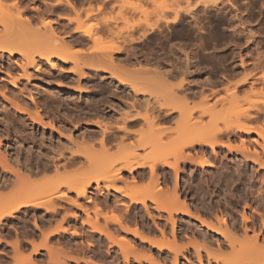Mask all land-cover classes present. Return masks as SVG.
<instances>
[{"label":"rangeland","instance_id":"rangeland-1","mask_svg":"<svg viewBox=\"0 0 264 264\" xmlns=\"http://www.w3.org/2000/svg\"><path fill=\"white\" fill-rule=\"evenodd\" d=\"M84 1L85 3L83 4L84 6L82 7H79V5L81 4L80 2H83V0L74 1L76 5L75 8H77V11H79V13L81 14L80 20L82 19L81 21L89 23L91 21V18L86 13L87 12L89 13V10H90V13L93 12V14L97 15L99 12L97 8L99 6L100 7L102 6L103 7L102 9H104L103 15L101 16L99 15L100 19L98 18L96 19L99 22L102 21L100 22V24L102 28H105V29L107 26L103 23V20H102L104 19L105 15L116 16L119 12H123L121 10L122 8H124L125 13L128 12L126 13V18L131 22L132 21L136 22L139 19L145 18L144 15H142L140 12H137L135 10L137 12L136 13L134 11V8L131 6V2L132 4L133 3L137 4L138 2L137 0H124L125 2V3L123 2L124 4L122 3L121 0H104V2L103 0H98V1L97 0H84ZM129 1H131L130 6L129 4H126V2L129 3ZM140 1H142L143 5L142 3L140 4ZM140 1L138 3L139 8L140 9L148 8V10H150L149 12L151 15L149 16V18L151 19L150 21L152 22L157 21L158 15L165 16V17L168 16V19L170 18L169 20H171L174 16V13H173L174 10L180 8L178 6H181L180 9L183 10V12L184 10L186 12L188 10L190 11V9L193 10L192 6H194L196 13H198L197 12L198 10L199 11H201V9L203 10H202V13L199 12L200 14L199 13L197 14L198 16L195 15L197 17L195 19L201 18L199 21L197 20L198 23H196V20L194 21L190 19V17H185L187 16L186 12H184L185 13L184 15V13L180 11L181 13H183L182 15L183 22L179 23L180 25H175L174 23H171V22H169L170 24L166 23L167 24L166 25L164 21L163 22L161 21L159 22L158 28H149V27H146V25L135 27V28L127 27L126 25H124L125 23L123 22V20L119 19L117 20V22L115 21L113 23L111 22L113 25L110 24V31L111 29H113L115 33L113 31H111L110 33V31L104 29V31L106 32L102 30L103 35L101 34V37H99L100 35H98L97 40L100 38L99 43H97L98 41L93 42L91 39L87 38L84 41L85 44L84 42H82V45H80L81 43L80 42L78 43V40H80L78 39V37L82 36L81 32L80 33L78 32L77 33L78 35L72 32V30L74 31V28L75 29L77 28V22L70 23L69 19H67V17L72 18V19L76 18L77 14L69 6L67 8L68 10L65 8H56V6H60L61 3L62 5L63 4L66 5L67 0H61V3L58 1H54V0H0V22H1L0 29H2L4 26L8 27L6 25V22H7L6 19L8 18L7 16L9 14H11L13 16L11 17L14 19L17 15H20L19 17L21 18L23 17L22 19H24L25 17L26 18L28 17L30 20H32L30 24L34 26V28H40V29L48 28L44 24L45 22L50 21L52 22L51 28L58 27L57 30L59 31L62 41L64 42V39H66L65 40L66 42L62 43V45L65 44L67 46H71L68 48L69 51L67 50L69 53L70 52L73 53L77 49L86 51L84 52L86 54V55L84 54L86 56V58L84 57V60L86 59L85 61H87V57L89 56L91 57V55L89 54L93 52L94 53L92 55L99 54L100 49H102L101 52L103 51L109 52V50L111 49L110 47H112L113 49H116V50H113V49L111 50V53L115 57L114 58L115 63L119 62L117 63L118 66L115 64L117 68L113 70V72L115 71L117 74V75H114L115 77L109 73L103 72V70L98 69L100 71L99 72L98 70L94 69L95 70L94 71L91 66L88 67V65L91 63V61L89 60L83 66V74L81 76L78 72L77 74L75 73V71L74 72L72 71L71 68L74 67L72 62L63 64L57 58H53V61L56 64H59L60 66L62 65L61 67L65 66L66 69L65 67L63 69L59 67L60 69L59 68L57 69H59L60 71L57 69L52 70L51 66H48L49 64H47V62H42V65L44 66L42 70L45 68H46L45 70L47 69L49 70L47 71L43 70L41 71L42 73L40 72L38 73L34 71L35 72L34 73L33 68H30L29 73L30 74L32 73L31 75L33 78H31L30 80H28L29 82H27L26 78H21L20 74L22 73V71L20 69L17 68L18 70L16 69V70L9 71L12 68L9 66H12L11 64H13V62L15 65V61H18V62L23 61L21 56L17 55L13 58L12 61H10L9 60L10 57L8 56L7 53H0V83L4 84L2 86H4L3 88L5 90L7 89V92L9 93L10 97L12 96L11 99L13 100L15 99L14 102H12V100L8 101L4 99L2 95L0 94V129L1 130L3 129L2 130L3 132L0 131V139L2 140L1 150L2 152H4L6 149H8V154H10V159L13 164L11 168L14 166L13 169H15V171L20 168L22 172V173L19 172L21 173L19 174L20 178L17 176L18 177L17 179H15L16 175H12L13 184L10 185L12 187L8 188L9 187L8 186L7 188H2L5 190L4 191L0 190L1 193L3 194H10L11 192L15 193V189L18 188V185H21V181H20V184H18L19 183L18 179L21 180L23 178L22 174L24 175V177L29 175L23 169L24 163L25 165L26 163H29L31 166L33 165L34 159L36 160V156L37 157H41V156L48 157L49 155L51 157L57 154V149L58 151H60L58 147L60 143L63 144V147L65 146L66 148L64 149L66 152V156L67 155L68 157L70 156L69 150H68L69 146L64 144L63 141H58L60 140L58 136H61L60 135L61 131H62L61 132L62 134L64 133L63 136L65 135L66 137L71 136L72 134L74 141H76L78 145L84 144L85 141H86L85 144L87 143V145H92L93 148L90 152V156L92 159L94 158L93 160L96 162V165L98 164L99 166V163L103 164L107 162L106 160L108 159H109L108 161L112 159L113 161H116L117 163H115L114 165L115 166L117 165V166L116 167L114 166L115 167L114 169H117V167L119 168L124 164L122 160H124L125 157L126 158L129 157L131 154L137 155V153H135L136 151L139 153L137 156L143 157L141 159L147 158L146 155L150 153L149 152L150 150L149 148H147L148 146L144 149L140 148L139 142L147 141V140L151 141V139H145V137L151 138L154 135L152 134L151 136L150 133L152 132L155 133L156 131L158 132L160 130L159 133L163 135L164 145L163 144L162 145L164 146V148H167L168 145L171 146V143H173L172 141L175 138H177L179 135L177 130L180 129V132H181L182 129H184V127H186L188 123L186 122V119H182V117L179 115L180 113L178 112L175 113L173 117L174 119L172 118L170 120H166L165 122L157 121V118L155 119V116L161 113L162 111L161 105L163 104L164 105L171 104L172 106H178L179 108H182L187 114H188L187 111L191 113L193 112L192 114L195 113V117L193 116L195 119H192L191 121L193 122V120L194 121L196 120L198 126L200 127H203L206 124H207L206 126L208 127V125L211 122L210 120H212L214 117L213 123L211 122V125H210L212 127L216 125L218 127H223L225 125H231V124H235L238 121H241L246 126H251V127H256V128L260 127L264 129V112L257 119L250 120L246 117L247 114L249 113L257 114L258 110L264 108V0H236V1L232 0V3H230V5L232 4L231 6H228V7L224 6L221 8L222 11L220 9V12H217L218 14L213 12L212 15L210 13L208 14L207 12L205 14V10L202 7V6L206 7L210 5L213 2L212 0H207L209 4H206L205 3L206 1L204 0H166L167 4L164 0H159V2L158 0H153L156 4H153L152 3L153 1H151L152 3L151 4L149 2L150 0L148 1L140 0ZM91 2H92V5H90V8H89V3ZM163 2H165V5ZM13 3L16 4L15 7H13ZM189 5L191 6L189 7ZM122 6H125V7H122ZM162 6L163 7L166 6V8H163ZM195 7L198 9L196 10ZM162 8H163V11L161 13ZM62 9H64L62 11L63 13L61 12ZM158 9H160V11ZM164 9H167V10L164 11ZM225 9L228 13L225 11ZM223 11L225 12L223 13ZM163 13L166 15H164ZM214 14H217V15L215 16ZM18 18L16 17V21L19 20ZM10 19L11 18L8 19V22L11 21ZM19 22H22V21H18V23L17 22L16 23L21 25L22 23L20 24ZM200 22H201L200 24L201 27L202 26L204 27L202 28L200 27L199 25ZM214 23H215L216 28H214ZM14 24L15 23H13V25ZM17 24H16V27H17ZM84 29H87V28H82V30ZM90 29L91 30L94 29L93 30L94 32L97 30L96 27L90 28ZM87 30H89V28ZM63 31L66 33L64 34ZM68 32H70L71 34ZM67 34L68 35L70 34L69 35L70 37L67 36ZM108 47L110 49H108ZM122 65L124 66L122 67ZM102 69H107V68H102ZM139 69L142 70V72ZM146 70L149 72H147ZM238 70H240V72ZM122 71H125V72H122ZM233 71H235L236 73L238 72L239 73L236 74ZM6 72H11V75L13 74L11 77L13 78H16L18 76H19L18 78H21L22 82L19 83V87H18L19 89L14 88L12 84L10 83V81H8L9 79L11 80V77H8ZM137 72H139V74ZM160 72L164 73L162 74L163 76L161 75ZM165 72H169L167 74L168 76H166ZM140 73H143V75ZM147 73L148 75H146ZM117 76H119V79L116 78ZM141 76H143L144 78H142ZM147 76L148 77L151 76V79H150L151 81L155 82V80L157 79L158 80L155 83L151 82L149 81V78ZM163 77H165L164 80L162 79ZM120 78L127 79V80L129 79L131 81L132 80L135 81L136 79L144 81V82H141L139 85L141 89H143L142 92L136 94L135 91L132 90L129 83L125 81L121 82ZM50 79L51 81H49ZM138 80H136V82H138ZM241 80L242 81L247 80V82H245L244 85L240 87L239 86L236 87L237 85L235 84L237 82H240ZM79 88L82 91H80ZM13 89H16V91H20V93L18 92L17 94L16 91L15 92L13 91L11 94V91ZM184 94H186V96ZM31 95L36 100L31 99ZM47 95L49 96L52 95V96L49 97ZM18 97L19 98L21 97V99L18 100L19 99ZM48 97L50 100L47 99ZM34 101L35 102L37 101L38 105ZM13 103H17L18 105L20 104L19 106L18 105L17 106H18V109L20 107V109L22 110L18 111V109L15 108L16 104H14L15 105L14 106L12 105ZM67 103L69 104L66 105ZM48 104L50 105V107H48ZM38 106H40L42 109L44 108V111H42L41 113H43L45 117L44 123L46 122V124L51 123L56 116H60V117H64V119L66 120L65 122L68 126L69 124L70 126H72L74 122V123L84 124V127L82 130H79V131L78 130L69 131L68 129L59 127L61 124L58 125L56 123L58 126V130L62 129L61 131L57 130L59 134H57L56 132L54 133V135H51L50 132L49 133L46 132L45 134L46 136L45 135L43 136L42 132H40L42 131L41 129L42 127L39 126V123H36L35 121H33L29 116H27L28 114H25L23 112H22L23 114L21 113V111L23 110H26L28 112H31V111L36 112V109ZM210 108L212 110H210ZM203 112H205L206 114H204ZM51 113L52 115H50ZM23 115L26 117L25 119H22ZM68 115H70V117ZM147 115H149V117L150 116L151 117L153 116V117L152 118L150 117L148 121ZM134 116L139 118L137 123L136 122L129 123L128 121H126L128 123H123V121L125 122V120L128 118L129 119H131V117L136 118ZM144 116L146 120L145 118L143 119ZM22 120H24V122ZM99 122H101L100 126L107 127L108 125L109 129H113L112 131H116L118 130V128L124 127V126H125V129L127 130V131L126 130L116 131V134L118 136L120 134L119 137H122V138L119 139V137H117L118 139H115L114 141H112V143L111 142L109 143L108 145L109 147L107 151L103 150L104 151L103 153H106L107 157L103 155L102 152L100 156H97L100 153V151H102V148H104V147H101V143L96 140V139L99 140V138L100 139L102 138L100 128L98 127L92 128L91 126H89V124H93V123L95 124ZM179 123L183 124V125L180 124L181 125L180 128L178 127L179 125H177ZM86 127L89 128V131ZM84 129L85 131H83ZM86 131H88L89 133L91 131L90 134L91 135L93 134L94 137L93 136L92 137L94 139L90 138L88 140V138L86 137V133L88 132ZM148 131H150V133ZM40 133L42 134V136ZM145 133H147L146 136H145ZM83 134L85 135L83 136ZM154 136H157V135H154ZM79 137L80 138L83 137L84 139L83 138L80 139ZM140 137H142V139ZM245 137L246 138L250 137V139L253 142V145H251V147L252 149L254 148L255 149L252 150V152L258 151V153L259 152L264 153L263 147H262L264 145L263 143L264 139L259 138L257 135L245 136ZM82 139L84 141H82ZM120 140L122 141L120 142ZM115 141L117 143H115ZM226 141H227L226 138L222 139V142H226ZM57 142L58 143L60 142V143L58 144ZM240 142H241L240 139L237 138L234 141L233 145L235 146L240 145L241 144ZM260 144H262V146ZM52 147H54L55 149H53ZM96 149H97V152L99 151L98 154H96L97 153ZM237 150L230 151L225 148H218V153L221 156V157L219 156V160H220L219 163L216 162V159L213 153H210V159L215 163L216 165L215 167L213 166V167L201 168L197 165L196 162L182 161V160H180L178 163L177 172H175V170L172 168L161 166L160 173L162 172L161 173L162 189L159 194V198L161 200H164V199L168 200V196L170 197L173 194V198H174L176 195H178L180 196L182 200L184 199L189 202L193 213L198 214V215L200 214V216L204 217L208 221L209 219L212 222L214 220L217 221L215 217L220 216V213L223 212L228 215L230 214V215L237 217L238 221L241 222L242 214L244 212L249 213V210L246 209V205L253 204L252 201H250V198L252 197L250 191L257 192L260 190V184L258 183L257 180L261 176L259 174V171L261 169L258 168V166H255L257 168L253 169L249 167L248 165L247 166L243 165L242 166L243 168L239 167V170H238L237 168L238 162L241 160L240 158H243V154L239 150L238 151ZM126 152L129 156L126 154ZM128 152L129 153L132 152V153L129 154ZM263 153L261 155H264ZM16 154L19 156V158ZM16 156H17V159H20L18 161L20 162L22 161L20 163V166L21 164H23L22 167H19L15 163H13V160H17ZM117 156L118 158L120 156V160L122 161V163L118 158L117 159L115 158ZM148 156H150V154ZM200 156L201 155H197L195 157L194 155V158H197ZM173 157L174 156L171 155L168 157V159L173 162L175 160V158ZM86 159L87 158L84 157L81 159L82 161H80V163L78 162L77 164L75 163L74 165L61 169L60 172L62 173L66 169L65 170L66 172H69L72 174L74 173L76 168H79L81 166L83 167L86 166L88 168V166L90 167L91 162L88 159L86 161ZM28 160L29 162H26ZM63 161L64 160L62 159L61 162ZM73 166L74 168H71ZM241 169H242V172H241ZM1 170L2 168L0 167V173H1ZM142 170L145 172L146 176L141 177V178L137 177L138 181L134 180L130 173L124 172V176H125L124 181L122 180L120 182L119 180L117 182H113V184L120 185V187L125 189V191H131L134 188H136L137 191L139 190V191H142V193H145L147 191L146 189L149 186L152 187L153 183L152 181H150L151 179L148 177L150 176L148 168L140 169L138 170V172H135L134 175L138 176V173H140V171ZM70 171H73V172H70ZM261 171L262 173L264 172L263 170ZM91 173L92 175H96L95 172H91ZM163 173L165 176L163 175ZM56 174H57L56 170L53 171L52 169V171L49 170V172H45V175L44 174L42 175V173L41 175L40 173H37V175L30 174L29 179L30 181L31 180L33 181V179H31L32 176L36 178V180L34 179L35 181H33V184L36 183L34 185L35 187L38 184L37 181L42 182L44 180L45 182H47L50 180L49 177L50 178L52 177L53 179L51 178V180H54V177L56 176ZM55 178H57V176ZM29 179H28V182H29ZM33 184L28 185V186H33ZM104 184L105 183H102L101 185H104ZM34 187H31V188L33 189ZM42 189L43 187L41 188V190ZM96 189H97L96 185H94L92 190L93 192L95 191L96 193L94 192L93 194H90L93 196V198L94 196L96 197L97 195H99L98 196L99 198H97L96 202L87 203L83 199H79V201L80 203L82 202V205L85 204L84 206H86V208L89 209L90 219L92 221H97L99 226L104 227L108 219L111 220L112 218L117 217L118 215L121 217L125 216V218H127L126 221H128V226L130 225L129 228L132 229L135 227L136 223L137 224L139 223L140 226L144 227V231L146 230L147 232L149 231L148 233L149 235L152 234L153 237H157V238L160 237L161 235L158 234L159 233L158 231H156L157 229H156V226L154 227V224L156 223L160 224L161 227L164 225L163 227L166 229L167 231L166 233L168 234V240H170V238L172 240L171 233H172L173 224H171L172 222L169 223L170 220H167L168 218L167 213H159L154 208V204H152L151 202H148V208L146 207L148 210L145 208V206L141 204L140 205L134 204L133 206H131L132 204L129 202V199L127 200V198H123V196H121L120 194H118L117 197H114L113 192L111 193V191H107L108 189L104 188L102 191V195H101L99 194V190L98 189L96 190ZM69 195L72 196V198L77 197L75 196L76 194L74 193H70ZM105 199L107 200V202L105 201ZM119 199H121V202ZM102 202L104 203L102 204ZM105 202H106V206L104 205ZM59 203L61 204L62 202H59ZM63 203H64L63 205H65L64 210L66 209V212L63 209H61L59 211V214L61 213L62 216L64 215L63 217H65V215L67 214L68 216L65 217L67 218V220L59 216V214H57L56 216L57 218L55 217V219L53 218L50 221L51 223L48 221L47 223L45 222V220H43L44 219L42 218L43 216H41L42 212L43 213L45 212V210H42V209H40L38 212L31 211L29 213H24V214L21 213L20 215H17L19 216L18 218L17 217L8 218V220L5 223V229H4L5 234L3 232L4 235L2 234L0 236V237H5V240H3L4 242L0 241L1 242L0 243V250H1L0 251V264H30V263L32 264L34 263L36 264H59L51 260V257L49 256V255H52L54 257L56 255V257H58L57 254H59V257H60V258L58 257V259L62 260L63 258V261L66 262L65 264H126V263L127 264H152V262L150 261L151 262L150 263L149 260L146 258V256L150 252L156 253L157 249L153 248L150 244L148 243L141 244L140 239L135 238L129 232H125V231L123 232V230L119 229V227H117V225L113 223H112L113 225L111 224L113 226V227L111 226V231L113 234L112 236H114L115 234L114 238L115 239L117 238V239L116 241L115 239L111 241L110 239L106 238L105 235H102V234L100 235V233L94 232L93 229H91L92 227L86 224L88 215L84 211H82L81 209H78L76 206L66 204L65 202ZM107 204H109V206ZM257 204L259 203L256 202L255 204H253L254 207L256 206V209L258 208ZM95 205L96 206L99 205L97 207L99 208V211L97 212L98 214L95 213L96 212ZM125 205H128L129 208L131 207L130 212H126ZM123 209L125 211H123ZM147 211H149V213ZM74 213H76L78 218H73L75 215ZM149 214H151L152 217L153 216L155 217L154 224H153L154 222L153 218L149 216ZM29 215H31V217ZM174 215H175L174 219L176 222L175 229H176V234L178 235L177 236L178 246L180 245L179 247H181L183 251H185L184 256L185 257L187 256L186 258H188V261H187L186 258L180 254L179 255L180 264H200L198 262L197 257L195 256H196L198 247H199L200 253L202 252L203 255H206L205 252L203 253L205 248H203L202 242H204V240L200 236V233L204 231L205 229L207 230V228L203 227L196 219H194L193 216L182 215L179 213H176ZM41 218H42V223L43 222L45 223L43 224L41 223V220H40ZM19 219L20 220L22 219V220L20 221ZM27 219L30 222L27 221ZM35 219L39 223L38 224L39 228H42V229L38 230V227L36 226V224H34V222H36ZM214 223L217 224V222H214ZM60 224L67 228L69 227V229L71 230L73 229L74 230L76 229L75 231L79 230L80 232L78 231L77 233L79 234V236L77 234L71 233L70 232L71 230H70L66 232V234L62 233L63 235H60V237L59 235L58 237L52 236L51 238L46 240L45 232L48 229H54L57 227L59 228L61 226ZM18 226L20 227L22 226L23 228H20ZM27 227H30V228H27ZM116 228L118 229L116 230ZM14 229L17 230L16 233ZM22 229L24 231L29 230V232L21 231ZM151 229L152 231H155V232H150ZM41 230H43L42 233L40 232ZM7 231L11 233L8 234ZM30 231H32V233L33 231L34 232L36 231V232L31 234ZM154 233L156 235H154ZM19 234L22 237L21 236L19 237ZM250 235H252V233H250ZM27 237L29 240L26 239ZM122 237L125 238L123 240L130 241L131 243H133L134 246L136 245L135 247L138 248L137 254L140 257L141 262H139V260L134 258L133 256L134 254L130 255L129 262H125V258H123L124 254L121 248H119V246L116 245L115 243L117 242V240H119ZM200 237L202 239H200ZM16 238L21 239V242L25 238L29 242L28 243L27 241L25 242L23 241L25 246L21 245L20 250H18L19 254L16 253L17 250L14 249V246L12 247L11 246L12 244L10 245V243H14ZM32 238L34 241H31ZM58 238H59V241H57ZM51 239L52 240L54 239V240L52 241ZM45 240L48 241L47 243L51 244V245L50 244L48 245L49 247L51 246L52 248L50 252L44 249V247H46L47 245L45 244L46 243ZM66 240L68 241L70 240V241L66 242ZM30 241L31 243H35V244H31ZM65 243L66 244L71 243V246L74 244L75 245L72 246V249H71V246L69 248V245H66ZM35 246H40V248L43 247L40 250L41 251L40 254H33ZM19 251L22 252L24 256L23 254L21 255ZM226 253H228V256L230 257L233 251L232 249L229 248L228 252ZM30 254H32L31 257H30ZM144 254H146V256H144ZM18 255H21L23 257L18 256ZM67 255H70V256H67ZM164 255L168 256V259H169L168 264H170L173 254L165 249V253L163 254V257ZM17 256L19 257L18 259L20 260L16 258ZM223 256L228 258L227 254L226 255L223 254ZM24 257L27 258L28 260L23 259ZM144 257L146 260L142 259ZM31 260L32 262H30ZM47 260L53 261V263L48 262ZM205 260L207 262L205 264H209L207 261V257H205Z\"/></svg>","mask_w":264,"mask_h":264},{"label":"bare ground","instance_id":"bare-ground-1","mask_svg":"<svg viewBox=\"0 0 264 264\" xmlns=\"http://www.w3.org/2000/svg\"><path fill=\"white\" fill-rule=\"evenodd\" d=\"M56 1H58V2H60L61 3V0H56ZM74 1L75 0H67V3H66V5L67 6H69L70 8H72L74 11H75V13L77 14L76 15V18H68L67 17V19H69V22L71 23V22H77V28L75 29L74 28V31L72 30V32L73 33H75V34H77L78 32L80 33L81 32V34H82V36H77L78 37V39H80V40H78V43L80 42L81 44L80 45H82V42H84L87 38H89V39H91L93 42H96V41H98L97 43H99V39L97 40V38H98V35H100L99 37H101V34H102V32L104 31V29L105 28H102V26H101V24H100V22H102V21H98L96 18H98V19H100L99 17L101 16V15H103V10L104 9H102L103 7L101 6H99L97 9H98V14L96 15V14H93V12L92 13H90V10H89V13L87 12L86 14H88V16L91 18V21L88 23V22H83V21H81L80 20V16H81V14L79 13V11H77V8H75V3H74ZM98 1V0H97ZM122 1V3L124 2V0H121ZM138 2H137V4H135V3H133L132 4V2L131 1H129V3L128 2H126V4H129V6H130V2H131V6L134 8V11L136 10L137 12H140L142 15H144V19H139V20H137L136 22L135 21H129L127 18H126V13H128V12H124V8H122L121 10L123 11V12H119L116 16H114V15H105V17H104V19H102L103 20V23L107 26L106 27V29L105 30H108V31H110V24H112L114 21L115 22H117V20H119V19H121V20H123V22L125 23L124 25H126L127 27H133V28H135V27H140V26H144V25H146V27H149V28H158L159 27V22H165V24L167 23H169V22H171V23H174L175 25H180L179 23H181V22H183V20H182V18H183V13L184 12H186L185 10H184V12H183V10H181L180 8H181V6H178V7H180V8H178V9H180V10H178V9H176V10H174V16H173V18L171 19V20H169L168 19V16L167 17H165V16H161V15H158L157 17H158V19H157V21H155V22H152V21H150L151 19L149 18V16L151 15L150 14V10H148V8H139V1L140 0H137ZM145 1V0H144ZM146 1H148V0H146ZM151 1H153V0H150L149 2L151 3ZM165 2H166V4H167V1L166 0H164ZM204 1H206L205 3L206 4H209V2H207V0H204ZM213 1V2H212ZM212 1H210V2H212L210 5H208V6H206V7H204V6H202L203 8H204V10H205V14H206V12L209 14H211L212 15V13L214 12V13H217V12H220V9L222 8V7H228V6H231L230 5V3H232V0H231V2H230V0H216V1H214V0H212ZM236 1V0H235ZM88 2V1H87ZM90 2V1H89ZM103 2H104V0H103ZM158 2H159V0H158ZM165 2H163L164 3V5H165ZM195 2H197V1H195ZM82 3V2H81ZM94 3V2H93ZM96 3V2H95ZM125 3V2H124ZM123 3V4H124ZM142 3V1H140V4ZM153 4H156L154 1L152 2ZM151 3V4H152ZM147 4V3H146ZM162 4V3H161ZM202 4V3H201ZM16 5V4H15ZM61 5H62V3H61ZM60 5V6H61ZM64 5V4H63ZM90 5H92V2L91 3H89V8H90ZM94 5V4H93ZM142 5H143V3H142ZM163 5V4H162ZM65 6V5H64ZM66 6V7H67ZM81 6V5H80ZM84 6V5H83ZM86 6V5H85ZM126 6V5H125ZM125 6H122V7H125ZM159 6V5H158ZM191 5H189V7H190ZM127 7V6H126ZM136 7V8H135ZM163 7V6H162ZM188 7V6H187ZM193 7V8H192ZM191 8L193 9V10H191L190 9V11L188 10L187 12H186V15L187 16H185V17H190V19H192V20H196V23H198V21L201 19H195V18H197L195 15H197L199 12H201L202 13V10L203 9H201V11H197L198 13H196V11H195V9H194V6H192ZM201 7V6H200ZM199 7V8H200ZM201 7V8H202ZM62 8V7H61ZM79 8V7H78ZM163 8H166V6H164ZM163 8L161 9V13H162V11H163ZM196 8V7H195ZM232 8V7H231ZM235 8V7H234ZM19 9V8H18ZM17 9V10H18ZM168 9H169V7H168ZM198 8H196V10H197ZM224 9V8H223ZM228 9H230V8H228ZM227 9V10H228ZM64 9H62L61 10V12L63 11ZM68 10V9H67ZM159 11H160V9H158ZM165 10H167V9H164V11ZM172 10V9H171ZM232 10V9H231ZM57 11V10H56ZM71 11V10H70ZM88 11V10H87ZM92 11V10H91ZM135 11V12H136ZM169 11V10H168ZM180 11H182L183 13H181ZM221 11H222V9H221ZM225 11H226V9H225ZM225 11H223V13L225 12ZM230 11V10H229ZM134 12V13H135ZM136 12V13H137ZM204 12V11H203ZM227 12V11H226ZM21 13V12H20ZM63 13V12H62ZM95 13V12H94ZM196 13V14H195ZM228 13V12H227ZM130 14V13H129ZM155 14H156V12H155ZM164 14V13H163ZM200 14V13H199ZM207 14V15H208ZM218 14V13H217ZM217 14H214L215 16L217 15ZM222 14V13H221ZM226 14V13H225ZM224 14V15H225ZM15 15H17V14H15ZM100 15V16H99ZM128 15V14H127ZM164 15H166V14H164ZM184 15H185V13H184ZM211 15H209V16H211ZM223 15V14H222ZM12 15L11 14H9L6 18V20H7V22H8V19L9 18H11L10 20L11 21H9L8 23L6 22V25L8 26V27H3L2 25V29H0V53H7L8 54V56L10 57V61H12L13 60V58L15 57V56H17V55H19V56H21V58L23 59V61H21V62H18V61H15V65H14V62H13V64H11L12 66H9V67H12L11 68V70H9V71H12V70H16L17 68L18 69H20L21 71H22V73L20 74V76H21V78H26V81L27 82H29L28 80H30L31 78H33L32 77V73L30 74L29 73V69L30 68H33V72L35 71V72H40V73H42L41 71H43V70H45V69H43L42 70V68L44 67L43 65H42V62H47V64H49L48 66H51V69L52 70H55V69H57V68H61V69H63L64 67H61L59 64H56L54 61H53V58H57L61 63H63V64H66V63H68V62H72L73 63V65H74V67L73 68H71L72 69V71L74 72L75 71V73H79L81 76H82V74H83V66L85 65V63L86 62H88V60L89 61H91V63L88 65V63H87V65H88V67L89 66H91L92 68H93V70L94 69H96V70H103V72H105V73H109V74H111L112 76H114V75H117L116 74V72L114 73L113 72V70H115L116 68H117V63H119V62H117V63H115V57H114V55L111 53V50L113 49L112 47H108V49H110L109 50V52L107 51V52H101V50L102 49H100V52H99V54H96V55H92L93 53H91V54H89V55H91V57L89 56V57H87V61H85L84 60V57L86 58V54L84 53V52H86V51H82V50H80V49H77V50H75L73 53H69L68 51V48L69 47H71V46H67V45H65V44H63L62 45V43H65L66 41V39H64V42L62 41V38L60 37V34H59V31L57 30V28H51V24H52V22H50V21H47V22H45V24L44 25H46L48 28H42V29H40V28H34V26H32L30 23H31V21L32 20H30L28 17L26 18H24V19H22L21 17H19L20 15H17L16 17L19 19H17L18 21H22V22H19L21 25H19V24H17L18 23V21H16V17H15V19L14 18H12L11 17ZM32 16V15H31ZM198 16V15H197ZM206 16V15H205ZM33 17V16H32ZM22 20H21V19ZM34 18V17H33ZM96 20V21H94V20ZM14 20V21H13ZM198 20V21H197ZM98 21V22H97ZM187 21V20H186ZM189 21V20H188ZM13 22V23H15L14 25H13V23L11 24V23ZM17 22V23H16ZM56 22V21H55ZM112 22V23H111ZM185 22V21H184ZM193 22V21H192ZM1 23V22H0ZM2 23H3V21H2ZM35 23V22H34ZM190 23V22H189ZM228 23H229V21H228ZM9 24V25H8ZM11 24V25H10ZM16 24H17V27H16ZM30 24V25H29ZM33 24V23H32ZM166 24V25H167ZM170 24V23H169ZM201 24V22L199 23V25ZM213 24V23H212ZM211 24V25H212ZM3 25H5V24H3ZM26 25V26H25ZM113 25V24H112ZM211 25H210V27H211ZM19 26H20V28H19ZM50 26V27H49ZM172 26H173V24H172ZM195 26H197V25H195ZM11 27V28H10ZM13 27V28H12ZM22 27V28H21ZM31 27H33V28H31ZM36 27V26H35ZM53 27V26H52ZM94 27H96L97 28V30L94 32L93 30H91L90 28H94ZM163 27V26H162ZM200 27H201V25H200ZM202 27H204V26H202ZM201 27V28H202ZM213 27V26H212ZM82 28H89V30H87V29H84V30H82ZM181 28V27H180ZM214 28H216V26H215V23H214ZM60 29V28H59ZM69 30V29H68ZM103 30V31H102ZM108 31H107V33H108ZM111 31H113V29H111ZM111 31H110V33H111ZM60 32H61V30H60ZM64 32V31H63ZM104 32H106V31H104ZM114 33H115V31H113ZM112 32V33H113ZM66 32H64V34H65ZM68 33H70V32H68ZM109 33V34H110ZM64 34H62V35H64ZM71 34V33H70ZM69 34V35H70ZM68 34H67V36H69ZM78 35V34H77ZM103 35V34H102ZM113 35V34H112ZM72 36V35H71ZM146 36V35H145ZM65 37V36H64ZM70 37V36H69ZM68 37V38H69ZM73 37V36H72ZM66 38V37H65ZM76 38V37H75ZM73 39V38H72ZM140 39V38H139ZM77 41V40H76ZM89 41V40H88ZM87 41V42H88ZM86 42V43H87ZM68 44V43H67ZM71 44V43H70ZM74 44V43H73ZM84 44H85V42H84ZM67 48V49H66ZM88 49H90V48H88ZM68 50V51H67ZM98 50V49H97ZM113 50H116V49H113ZM113 52V51H112ZM88 53V52H87ZM85 54V55H84ZM2 55V54H1ZM84 55V56H83ZM88 56V55H87ZM38 58V59H37ZM88 58H90V59H88ZM56 59V60H57ZM117 60V59H116ZM11 63V62H10ZM115 64L117 65V66H115ZM59 65V66H58ZM86 65V66H87ZM124 65H122V67H123ZM7 67V66H6ZM59 68V69H60ZM91 68V69H92ZM101 68V69H100ZM102 68H107V69H102ZM17 69V70H18ZM59 69H57V70H59ZM65 69H66V67H65ZM118 69H119V67H118ZM126 69V68H125ZM32 70V69H31ZM47 70H49V69H47ZM47 70H45V71H47ZM90 70V69H89ZM98 70V71H99ZM140 70V69H139ZM148 70V69H147ZM146 70V71H147ZM5 71V70H4ZM20 71V72H21ZM60 71V70H59ZM62 71V70H61ZM95 71V70H94ZM141 72H142V70H140ZM139 71V72H140ZM144 71V70H143ZM168 71V70H167ZM239 72H240V70H238ZM18 72V71H17ZM34 72V73H35ZM100 72V71H99ZM122 72H125V71H122ZM139 72H137L138 74H139ZM145 72V71H144ZM143 72V73H144ZM147 72H149V71H147ZM234 73H236L235 71H233ZM238 72V73H239ZM7 73V76L8 77H11L12 75H11V72H6ZM16 73V72H15ZM14 73V74H15ZM47 73V72H46ZM66 73V72H65ZM77 73V74H78ZM143 73H140V74H142L143 75ZM157 73H158V71H157ZM161 73V72H160ZM166 73V76H168L167 74L169 73V72H165ZM238 73H236V74H238ZM50 74V73H49ZM58 74V73H57ZM57 74H55V75H57ZM129 74H130V72H129ZM162 74H164V73H161V75ZM47 75V74H46ZM54 75V76H55ZM85 75V74H84ZM131 75H133V74H131ZM146 75H148V73L146 74ZM155 75V74H154ZM158 75V74H157ZM161 75H160V77H161ZM233 75V74H232ZM33 76H35V75H33ZM81 76H79V77H81ZM163 76V75H162ZM165 76V77H166ZM19 77V76H18ZM18 77H16V78H13V77H11V80L9 79L8 81H10V83L12 84V86L14 87V88H18L19 87V83H21L22 81H21V78H18ZM115 77V76H114ZM132 77V76H131ZM130 77V78H131ZM142 78H144L143 76H141ZM148 77V76H147ZM165 77H163L162 79L164 80V78ZM116 78H118L119 79V76H117ZM149 78V81H151L150 79H151V76L150 77H148ZM153 78V77H152ZM157 78V77H156ZM2 79V78H1ZM134 79H136V78H134ZM154 79V78H153ZM161 79V80H162ZM48 80V79H47ZM136 80H138V79H136ZM136 80L135 81H131V80H127V79H123V78H120V81L121 82H128L129 83V85L131 86V88H132V90L133 91H135V93L136 94H138V93H141L142 92V90L143 89H141V87L139 86L140 85V83L141 82H144V81H142V80H138V82H136ZM145 80V79H144ZM158 80V79H157ZM157 80H155V82L157 81ZM49 81H51V79L49 80ZM135 82V83H134ZM151 82H154V81H151ZM154 82V83H155ZM245 82H247V80H241L240 82H237L235 85H237L236 87H240V86H242V85H244V83ZM49 83V82H48ZM2 85H4L3 83H0V94L2 95V97L4 98V99H6V100H8V101H11L12 100V102H14V100L13 99H11L12 98V96L10 97V95H9V93L7 92V89L5 90L3 87L4 86H2ZM7 85V84H6ZM150 85H151V83H150ZM21 87V86H20ZM39 87V86H38ZM25 88V87H24ZM157 88V87H156ZM19 89V88H18ZM80 89V88H79ZM186 89V88H185ZM22 90H23V88H22ZM29 90H31V89H29ZM15 92L16 91V89H13L12 91H11V94H12V92ZM25 91V90H24ZM28 91V90H27ZM53 91V90H52ZM56 91V90H55ZM80 91H82L81 89H80ZM17 92V94H18V92L20 93V91H16ZM26 92V91H25ZM38 92V91H37ZM51 92V91H50ZM49 92V93H50ZM54 92V91H53ZM185 92V91H184ZM195 92V91H194ZM48 93V92H47ZM59 93V92H58ZM201 93V92H200ZM54 94V93H53ZM52 94V95H53ZM52 95H47V96H49V97H51ZM55 95V94H54ZM185 96H186V94H184ZM77 96V95H76ZM23 97V96H22ZM49 97L47 98V99H49ZM56 97V96H55ZM74 97V96H73ZM19 98V97H18ZM62 98V97H61ZM60 98V99H61ZM65 98V97H64ZM68 98H70V97H68ZM187 98V97H186ZM21 99V97L18 99V100H20ZM31 99H34L33 97H32V95H31ZM55 99V98H54ZM58 99V98H57ZM56 99V100H57ZM34 100H36V99H34ZM50 100V99H49ZM55 100V101H56ZM63 100H65V99H63ZM68 101V100H67ZM66 101V102H67ZM72 101V100H71ZM76 101V100H75ZM74 101V102H75ZM35 102V101H34ZM62 102V101H61ZM60 102V103H61ZM65 102V103H66ZM37 105H38V103H37V101L35 102ZM43 103V102H42ZM63 103V102H62ZM64 103V104H65ZM70 103V102H69ZM69 103H67L66 105H68ZM14 104H16V107L15 108H17L18 109V106L20 105H18L17 103H13L12 105H14ZM25 104V103H24ZM27 104V103H26ZM34 104V103H33ZM35 104V105H36ZM53 104V103H52ZM79 104V103H78ZM18 105V106H17ZM28 105V104H27ZM45 105V104H44ZM80 105V104H79ZM161 105V104H160ZM15 106V105H14ZM29 106V105H28ZM46 106H47V104H46ZM82 106V105H81ZM85 106V105H84ZM48 107H50V105L48 104ZM47 107V108H48ZM76 107H77V105H76ZM161 107H162V111H161V113H159V114H157L156 116H155V119L157 118V121H162V122H165L166 120H170V119H172L173 117H174V115H175V113L176 112H178V113H180L179 115L182 117V119H186V122L189 124V122L192 120V119H195L194 117H195V113L194 114H192L191 112H189V111H187L188 112V114L182 109V108H179L178 106H172L171 104L170 105H168V104H163V105H161ZM161 107H160V109H161ZM14 108V107H13ZM46 108V109H47ZM69 108V107H68ZM80 108V107H79ZM164 108V109H163ZM26 109V108H25ZM82 109V108H81ZM159 109V110H160ZM209 109V108H208ZM19 110H22V109H20V107H19V109H18V111ZM27 110H29V109H27ZM49 110V109H48ZM210 110H212L211 108H210ZM42 111H44V108L42 109L40 106H38L37 107V109H36V112L34 111V112H28V111H26V110H23V111H21V113L23 112V113H25V114H28L27 116H29L33 121H35L36 123H39V126H41L42 128V131H40V132H42V134H43V136L46 134V132H50L51 133V135H54V133H56L57 132V134H59L58 133V131L60 130H58V126H57V124L58 125H60L59 127H61V128H64V129H68L69 131L70 130H82L83 129V127H84V124H80V123H74L73 122V124H72V126H70V124H69V126L66 124V120L64 119V117H60V116H56L54 119H53V121L51 122V123H48V124H46V122L44 123V119H45V117H44V115H43V113H41ZM50 111V110H49ZM214 111V110H213ZM213 111H212V113H213ZM97 112H99V111H97ZM159 112V111H158ZM157 112V113H158ZM264 112V108H262V109H260V110H258V112H257V114H247L246 115V117L248 118V119H257L258 117H260L261 115H262V113ZM22 113V114H23ZM92 113V112H91ZM153 113V112H152ZM204 114H206L205 112H203ZM48 114V113H47ZM54 114V113H53ZM64 114H66V113H64ZM79 114V113H78ZM84 114V113H83ZM50 115H52V113L50 114ZM55 115V114H54ZM53 115V116H54ZM57 115V114H56ZM85 115V114H84ZM201 115V114H200ZM209 115V114H208ZM66 116V115H65ZM69 117H70V115H68ZM103 116V115H102ZM125 116H127V115H125ZM124 116V117H125ZM128 116H129V114H128ZM148 117H147V120L149 121V118L151 117H149V115H147ZM194 116V117H193ZM205 116V115H204ZM210 116V115H209ZM214 116H215V114H214ZM22 117V116H21ZM123 117V118H124ZM134 117H136V116H134ZM153 117V116H152ZM151 117V118H152ZM178 117V116H177ZM213 117V116H212ZM26 117L23 115V118L22 119H25ZM51 118V117H50ZM68 118V117H67ZM82 118V117H81ZM145 118V116L143 117V119ZM201 118H202V116H201ZM200 118V119H201ZM74 119V118H73ZM138 117H136V118H133V117H131V119H126L125 120V122L123 121V123H137V121H138ZM154 119V118H153ZM174 119V118H173ZM181 119V118H180ZM27 120V119H26ZM83 120V119H82ZM85 120V119H84ZM145 120H146V118H145ZM199 120V119H198ZM213 120H214V117H213V119L212 120H210L212 123H213ZM23 122H24V120H22ZM88 121V120H87ZM126 121H128V122H126ZM84 122V121H83ZM147 122V121H146ZM150 122H151V120H150ZM161 122V123H162ZM200 122H201V120H200ZM202 122H204V121H202ZM211 122H210V124L208 125V127L206 126V125H204L203 127H200V126H198V124H197V122H196V120L194 121L193 120V122L191 121L190 122V124L188 125L187 124V126L186 127H184V129H182V127H181V129H182V131L180 132V129L179 130H177L178 131V133H179V135H178V137L177 138H175L172 142L173 143H171V146L170 145H168L169 146V148H168V146H167V148H164V143H163V135L161 134V133H159V131L157 132H152V133H150V131H148L150 134H151V136H152V134H154V135H157V136H152L151 138L150 137H148V138H146L145 137V139H151V141L149 140H147V141H141V142H139V147L140 148H142V149H144V148H146L147 146V148H149V154H150V156H148L149 154H147L146 156H147V158H145V159H141V158H143L142 156L140 157V156H137L139 153L136 151H134L135 153H137V155H128L127 154V152H126V154L129 156V157H125L124 158V160H122L123 162H124V164L121 166V167H117V169H114L116 166L114 165L115 163H117L116 161H113V159L112 160H110V161H108V160H106L107 162H105V163H103V164H100L99 163V166H98V164L96 165V162L91 158V156H90V152H91V150H92V148H93V146L92 145H87V143L85 144V142H84V144H79L78 145V143H76V141H74V138L72 137V134H71V136H68V137H66L65 135V137L63 136V134L61 133L62 131V129L60 130L61 132H60V135L61 136H58L59 137V139L60 140H58V141H63V143L64 144H66L67 146H69L68 148V150H69V154H70V156L68 157V155L66 156V152H65V150L64 149H66L65 148V146L63 147V144H61L60 142V145H61V147H60V145H58V147H59V150L60 151H58V149H57V154H55V155H53V156H49L48 155V157H44V156H41V157H37L36 156V160L34 159V162H33V165H31L30 166V164L29 163H26V165H25V163H24V161H23V163H24V165L23 164H21V166H20V163L22 162H20V161H18V160H20V159H17V156H16V159L17 160H13V163H15L17 166H19V167H22V165H23V169H24V171L26 172V173H28L29 175L30 174H36L37 175V173H40V175H41V173H42V175L44 174L45 175V172H49V170H51L52 171V169H53V171H55L56 170V172H57V174H56V176H57V178H55L54 177V180H51V178L49 177V181H47V182H45L44 180L42 181V182H38L37 181V185L34 187V185L36 184H33V181H35L36 180V178L35 177H33L32 176V178L31 179H33V181L31 182L30 181V179H29V175L28 176H25L24 177V175L22 174V176H23V178L20 180V179H18L19 180V183L18 184H20V181H21V185H18V188L17 189H15V193H13V192H11L10 194H3V193H1L0 192V236L3 234V232H4V229H5V223H6V221L8 220V218H10V217H19V216H17V215H20L21 213H29V212H31V211H35V212H38L40 209H42V210H45V212L43 213L42 212V214H41V216H43L42 218H44L43 220H45V222H50L53 218L55 219V217L57 216V214H59V211L61 210V209H63L64 210V208H65V205H63L64 203L63 202H65L66 204H69V205H73V206H76L78 209H81L82 211H84L87 215H88V219H87V221H86V224H88V225H90L92 228L91 229H93V231L94 232H97V233H100V235L102 234V235H105V237L106 238H108V239H110L111 241L112 240H114L115 238H114V236H115V234H114V236H112L113 234H112V231H111V226L113 225V224H116L117 225V227H119V229H121V230H123V232L125 231V232H129L130 234H132L135 238H138V239H140V241H141V244L142 243H148V244H150L153 248H155V249H157V252L156 253H148V255L146 256V254H144V256H146V258L149 260V262L151 261L152 262V264H168L169 263V259H168V256H165L164 255V257H163V254L165 253V249L166 250H168L170 253H172L173 254V257H172V259H171V263L170 264H180V261H179V255L181 254L182 256H184L185 255V251H183V249L181 248V247H179L178 246V235L176 234V227H175V224H176V222H175V215L174 214H176V213H179V214H182V215H190V216H193L194 217V219H196L203 227H205V228H207V230L205 229H203L204 231H202L201 233H200V236L203 238V240H204V242H202V246H203V248H205L204 249V251H203V253L205 252V254L206 255H203L202 254V252L200 253V250H199V247H198V249H197V252H196V256L195 257H197V259H198V262L200 263V264H205V263H207L206 262V260H205V257H207V261H208V263L209 264H264V172L262 173V171L261 170H263L264 171V155H261L263 152H259L258 153V151L257 152H252V150H254V149H252V147H251V145H253V142H252V140L250 139V137L249 138H246L245 136H252V135H257L259 138H262V139H264V129L263 128H256V127H251V126H246L245 124H243L241 121H238V122H236L235 124H231V125H225V126H223V127H218L217 125L216 126H214V127H212V126H210L211 125ZM26 123H27V121H26ZM57 123V124H56ZM72 123V122H71ZM100 123L101 122H99V123H93V124H89V126H91L92 128H94V127H98V128H100V130H101V136H102V138L100 139L99 138V140L98 139H96L97 141H99L100 143H101V147H104V148H102V151H100V153H99V151L97 152V149H96V154H98L97 156H100L101 155V152H102V154L103 155H105L106 157H107V154L106 153H103L105 150L107 151L108 150V145H109V143L111 142L112 143V141H114L115 139H118L117 137H119L120 136V134H119V136L116 134V131H121V130H126L125 129V126L124 127H120V128H118V130H116V131H112L113 129H109L108 128V125H107V127H102V126H100ZM158 123V122H157ZM178 123V122H177ZM184 123V122H183ZM192 123V124H191ZM181 123H179V124H177V125H179L178 127L180 128V126L181 125H183V124H181ZM7 125V124H6ZM185 125V124H184ZM201 125V124H200ZM21 126V125H20ZM87 126V125H86ZM128 126V125H127ZM130 126V125H129ZM28 127V126H27ZM26 127V128H27ZM23 128V127H22ZM87 129H88V131H89V128L88 127H86ZM128 128V127H127ZM7 129V128H6ZM86 129V130H87ZM3 130V129H2ZM1 129H0V131H2ZM58 130V131H57ZM94 130V129H93ZM149 130V129H148ZM153 130V129H152ZM151 130V131H152ZM33 131V130H32ZM83 131H85V129L83 130ZM88 131H86V132H88ZM98 131V130H97ZM127 131V130H126ZM3 132V131H2ZM28 132V131H27ZM36 132V131H35ZM129 132V131H128ZM147 132V133H148ZM7 133H8V131H7ZM66 133V132H65ZM68 133H70V132H68ZM77 133V132H76ZM90 133H91V131H90ZM89 132L88 133H86V137L88 138V140L90 139V138H92V139H94L93 137V134L91 135ZM127 133V132H126ZM147 133H145V136H146V134ZM148 133V134H149ZM41 134V133H40ZM42 134H41V136H42ZM142 134V133H141ZM149 134V135H150ZM16 135V134H15ZM48 135V134H47ZM74 135H76V134H74ZM85 134H83V136H84ZM46 136V135H45ZM80 136V135H79ZM93 136V137H92ZM177 136V135H176ZM9 137V136H8ZM18 137V136H17ZM75 137V136H74ZM86 137H85V139H86ZM125 137H126V135H125ZM125 137H123V138H125ZM80 138V137H79ZM81 138H83V137H81ZM80 138V139H81ZM120 138H122V137H119V139ZM141 139H142V137H140ZM223 138H226L227 139V141L226 142H222V139ZM237 138H239L240 139V145H237V146H235V145H233V143H234V141L237 139ZM41 139H42V137H41ZM78 139V138H77ZM76 139V140H77ZM84 139V138H83ZM82 139V141H84ZM140 139V140H141ZM47 140V139H46ZM122 140H120V142H121ZM254 141V140H253ZM24 142V141H23ZM79 142V141H78ZM58 143V142H57ZM58 143V144H59ZM115 143H117L116 141H115ZM264 143V142H263ZM262 143V144H263ZM1 144H2V140L0 139V167L2 168V170H1V173H0V190H5V189H2V188H7L8 186V188H11L12 186H10V185H12L13 183V177H12V175H16V178L15 179H17L18 177H19V174H21L22 172H21V170H20V168L19 169H17L16 171H15V169H13L14 168V166L11 168V166L13 165L12 164V161H11V159H10V154H8V149H6L4 152H2V147H1ZM22 144V143H21ZM20 144V145H21ZM29 144V143H28ZM163 144V145H162ZM262 144H260L261 146H262ZM95 145V144H94ZM165 145H166V143H165ZM3 146V145H2ZM56 146V145H55ZM77 146V147H76ZM112 146V145H111ZM111 146H110V148H111ZM166 147V146H165ZM263 147V151H264V145L262 146ZM53 149H55L54 147H52ZM71 148V149H70ZM72 148H73V150H72ZM77 148V149H76ZM152 148V149H151ZM218 148H225V149H228V150H230V151H233V150H239L242 154H243V158H240L241 160L238 162V170H239V167H241V168H243L242 166L244 165V166H249V167H251V168H257V167H255V166H258V168H260L261 170L259 171V174L261 175H259L260 176V178L257 180L258 181V183L260 184V190L259 191H257V192H255V191H250L251 192V195H252V197L250 198V201H252V203L253 204H255L256 202L257 203H259V204H257L258 206V208L256 209V206L254 207L253 206V204L251 205V204H247L246 205V209H248L249 210V213H247V212H244L243 214H242V216H241V222H239L238 221V219H237V217H235V216H233V215H228V214H226V213H223V212H221L220 213V216H216L215 217V219H217V221L216 220H214L213 222L212 221H210V219H209V221L208 220H206L204 217H202V216H200V214L198 215V214H195V213H193V211H192V208H191V205L189 204V202L188 201H186V200H182L181 198H180V196H178V195H176L174 198H173V194L169 197L168 196V200H161L160 198H159V194H160V192H161V189H162V183H161V180H162V176H161V173H160V168H161V166H163V167H169V168H172V169H174L175 170V172H177L178 171V163H179V161L180 160H182V161H190V162H196L197 163V165L199 166V167H201V168H206V167H215L216 165H215V163L210 159V153H213V155H214V157H215V159H216V162L217 163H219V153H218ZM5 149V148H4ZM75 149V150H74ZM25 150H27V149H25ZM67 150V151H68ZM104 150V151H103ZM112 150V149H111ZM129 150V149H128ZM134 150V149H133ZM189 150V151H188ZM237 150V151H238ZM139 151V150H138ZM145 151H147V150H145ZM171 152V153H169V152ZM256 151V150H255ZM109 152V151H108ZM133 152V153H134ZM193 152V153H192ZM223 152V151H222ZM51 153V152H50ZM55 153V152H54ZM129 153V152H128ZM130 153H132V152H130ZM129 153V154H130ZM125 154V155H126ZM173 155L174 157L173 158H175V160L172 162V161H170L169 159H168V157L169 156H171V155ZM264 154V153H263ZM51 155V154H50ZM168 155V156H167ZM194 155H195V157L197 156V155H201L200 157H197V158H194ZM29 156V155H28ZM87 158L91 163V165H90V167L88 166V168L85 166V167H83V166H81V167H79V168H76V170L74 171V173H69V172H66L65 170H64V172H66V173H64V172H60L61 171V169H64V168H67L68 166H71V165H74L75 163L77 164L78 162L80 163V161H82L81 159L82 158ZM145 157V156H144ZM221 157V156H220ZM11 158H12V156H11ZM18 158H19V156H18ZM110 158V157H109ZM116 159L118 158V156L117 157H115ZM25 159V158H24ZM62 159L64 160L63 162H61L62 161ZM87 159H86V161H87ZM99 159V158H98ZM119 160H120V156H119V158H118ZM30 160V159H29ZM29 160L28 161H26V162H29ZM85 160V159H84ZM85 161V162H86ZM121 161V160H120ZM119 161V162H120ZM122 161H121V163H122ZM11 162V163H10ZM101 162V161H100ZM31 163V162H30ZM195 163V164H196ZM11 164V165H10ZM252 164V165H251ZM80 165V164H79ZM82 165V164H81ZM76 166H78V165H76ZM115 166V167H114ZM119 166V165H118ZM227 166V165H226ZM237 166V165H236ZM16 167V166H15ZM228 167V166H227ZM17 168V167H16ZM71 168H74V166L73 167H71ZM146 168H148L149 169V175L150 176H148L151 180L150 181H152V187L151 186H149L145 191V193H142V191H137V189L136 188H134V189H136V190H131V191H125V189H123V188H121L120 187V185H117V184H113V182H117V181H119L120 180V182L123 180L124 181V172H128V173H130L131 174V176L133 177V179L134 180H136V181H138L137 180V177L138 178H141V177H144V176H146V174H145V172L142 170V171H140V173H138V176L136 175H134L135 174V172H138V170H140V169H146ZM235 168V167H234ZM229 169V168H228ZM226 170V169H225ZM237 170V171H238ZM63 171V170H62ZM252 171V170H251ZM19 172H21V173H19ZM24 172V173H25ZM70 172H73V171H70ZM91 172H95L96 173V175H92V173ZM241 172H242V169H241ZM241 172H240V174H241ZM244 172V171H243ZM87 174H89V175H87ZM239 174V175H240ZM47 175V174H46ZM163 175H164V173H163ZM175 175V174H174ZM176 175H177V173H176ZM18 176V177H17ZM21 176V177H22ZM165 176V175H164ZM20 178V177H19ZM164 178V177H163ZM255 178V177H254ZM28 179H29V182H28ZM35 179V180H34ZM53 179V178H52ZM144 179V178H143ZM48 180V179H47ZM220 180V179H219ZM225 180H227V179H225ZM175 181H176V179H175ZM28 182V183H27ZM207 182V181H206ZM31 183V184H30ZM42 184V186H41V184ZM102 183H105L104 185H101ZM228 183V182H227ZM33 184V186H28V185H32ZM258 184V185H259ZM94 185H96V188L99 190V194H101L102 195V191H103V189L104 188H106V189H108L107 191H111V193L113 192V194H114V197H117V195L118 194H120L121 196H123V198H127V200L129 199V202L132 204L131 206H133L134 204H136V205H143V206H145V208L147 207L148 208V202H151L152 204H154V208L159 212V213H167V215H168V218H167V220H170L169 221V223L170 222H172L171 224H173L172 225V235H171V237H172V240H171V238H170V240H168V234L166 233L167 231H166V229L162 226L161 227V225L160 224H154L155 223V221H154V216L152 217L151 216V214H149V216H151L152 218H153V224H154V227L156 226V231H158L159 233L158 234H160L161 236L160 237H153V235L151 234V235H149L148 233H149V231L147 232V230L146 231H144V227H142V226H140L139 225V223L137 224H135V227L134 228H129V226H128V221H126V219L127 218H125V216H117V217H114V218H112L111 220L110 219H108L107 217V221H106V225L104 226V227H101V226H99V224H98V222L97 221H92L91 219H90V217H89V209L88 208H86V206H84V205H82V202L80 203V201H79V199H83V200H85L87 203H92V202H96V200H97V198H99L98 196L99 195H97L96 197L94 196V198H93V196L92 195H90V194H93L94 192H93V190H92V188L94 187ZM38 186H40L41 188L43 187V189L41 190V188L40 187H38ZM20 187V188H19ZM31 187H34L33 189L31 188ZM102 187H104V188H102ZM254 187H255V185H254ZM38 188V189H37ZM40 188V189H39ZM96 189V190H97ZM129 190V189H128ZM236 191V190H235ZM177 192V191H176ZM70 193H74V194H76L75 196H77L76 198H72V196H70L69 194ZM96 193V192H95ZM175 193V192H174ZM177 194V193H176ZM95 195V194H94ZM175 195V194H174ZM210 195V194H209ZM211 196V195H210ZM239 196V195H238ZM120 198V197H119ZM171 198H172V200H171ZM114 199V198H113ZM120 200V202H121V199H119ZM105 201L107 202V200L105 199ZM117 201V200H116ZM59 202H62L61 204L59 203ZM84 202V201H83ZM85 202V203H86ZM106 202H105V206H106ZM109 202V201H108ZM127 202V201H126ZM104 202H102V204H103ZM124 204H126V203H124ZM218 204V203H217ZM108 206H109V204H107ZM67 206V205H66ZM96 206V205H95ZM99 206V205H98ZM98 206H96V214H98L97 212L99 211V208H97ZM126 206V212H130L131 211V207L129 208V206L128 205H125ZM128 206V207H127ZM68 207V206H67ZM113 207V206H112ZM71 208V207H70ZM146 208V209H147ZM209 208V207H208ZM207 208V209H208ZM62 210V211H63ZM124 209H123V211H125ZM148 210V209H147ZM65 212H66V209L64 210ZM122 211V212H123ZM148 213H149V211H147ZM125 213V212H124ZM64 214H66V213H64ZM75 215H76V213H74ZM73 214V215H74ZM210 214V213H209ZM216 214V213H215ZM74 215V217L73 218H78L77 217V215L75 216ZM125 215V214H124ZM30 217H31V215H29ZM59 216H61V217H63L62 215H61V213L59 214ZM66 216H68L67 214L65 215V217ZM60 217V218H61ZM65 217H63V218H65ZM29 218V217H28ZM42 218L40 219L41 220V223H42ZM57 218V217H56ZM59 218V219H60ZM160 218V217H159ZM26 219V218H25ZM66 220H67V218H65ZM20 220V219H19ZM22 220V219H21ZM20 220V221H21ZM31 220V219H30ZM27 221H29L28 219H27ZM35 221H36V219H35ZM63 221V220H62ZM130 221V220H129ZM30 222V221H29ZM34 222V221H33ZM45 222H43V223H45ZM47 222V223H48ZM133 222V221H132ZM157 222V221H156ZM214 222H217V224L216 223H214ZM42 223V224H43ZM46 223V224H47ZM51 223V222H50ZM68 223V222H67ZM84 223V222H83ZM113 223V224H112ZM130 223V222H129ZM25 224V223H24ZM34 224H36V226L38 227V230L39 229H42V228H39V223L36 221V222H34ZM45 224V225H46ZM112 224V225H111ZM14 225V224H13ZM20 225V224H19ZM61 225V224H60ZM59 225V226H60ZM12 227V226H11ZM18 227H20V226H18ZM77 227V226H76ZM113 227V226H112ZM115 227V226H114ZM201 227V226H200ZM9 228V227H8ZM20 228H23L22 226L20 227ZM27 228H30V227H27ZM24 229H26V228H24ZM78 229V228H77ZM80 229V228H79ZM115 229V228H114ZM118 228H116V230H117ZM15 230V229H14ZM71 229H69V227L67 228V227H65V226H60L59 228L57 227V228H54V229H48L46 232H45V239L47 240V239H49V238H51L52 236H57L58 237V235H59V237H60V235H63L62 233H65L66 234V232H68V231H70ZM76 230V229H75ZM74 229L73 230H71L70 232L71 233H73V234H77L78 233V231H75ZM120 230V231H121ZM10 231H11V229H10ZM21 231H24L23 229L21 230ZM25 231H28L29 232V230H25ZM24 231V232H25ZM92 231V230H91ZM115 231V230H114ZM119 231V230H118ZM8 232V234H10L9 233V231H7ZM6 232V233H7ZM17 232V230H15V233ZM23 232V233H24ZM31 232V234H33V233H35L34 231H33V233H32V231H30ZM41 233L43 232V230H41L40 231ZM80 232V231H79ZM150 232H155V231H152V229L150 230ZM27 233V232H26ZM157 233V232H156ZM250 233H252V235H250ZM4 234H5V232H4ZM3 234V235H4ZM30 234V235H31ZM157 234V235H158ZM14 235V234H13ZM24 235V234H23ZM78 236H79V234H77ZM154 235H156L155 233H154ZM170 235V234H169ZM6 236V235H5ZM21 235L19 234V237H20ZM27 236V235H26ZM28 236H29V234H28ZM22 237V236H21ZM62 237V236H61ZM80 237H81V235H80ZM200 237V239H202ZM4 238V239H3ZM56 238V237H55ZM23 239V238H22ZM25 239V238H24ZM23 239V241L25 242V241H27V240H29L28 239V237L24 240ZM62 239V238H61ZM107 239V240H108ZM117 239V238H116ZM116 239H115V241H116ZM120 239H122V240H120ZM119 240H117V242H115V241H113V242H115L116 243V245H118L119 246V248H121V250H122V252H123V254H124V257L123 258H125V262H129V260H130V255L132 254H134L133 256H134V258L135 259H137V260H139V262H141L140 261V257L138 256V254H137V251H138V248L137 247H135L134 245H133V243H131L130 241H126V240H123V239H125V238H120ZM3 240H5V237H0V241L2 242ZM45 240V241H46ZM52 240V239H51ZM54 240V239H53ZM52 240V241H53ZM21 242V239H19V238H16V240L14 241V243H10V245L13 247L14 246V249L15 250H17V254H19L18 253V250H20V247H21V245L22 246H25V244H24V242ZM31 241H34L33 240V238H32V240ZM31 241H30V243H31ZM57 241H59V238L57 239ZM68 240H66V242H67ZM70 241V240H69ZM68 241V242H69ZM0 242V243H1ZM4 242V241H3ZM28 242V241H27ZM48 241H46V243L45 244H47L46 245V247H44V249H46V251L48 250L49 252L52 250V248H51V246L49 247L48 245L50 244V243H47ZM74 242V241H73ZM29 243V242H28ZM77 243V242H76ZM9 244V243H8ZM31 244H35V243H31ZM63 244V243H62ZM66 244V243H65ZM73 244V243H72ZM78 244V243H77ZM29 245V244H28ZM51 245V244H50ZM66 245H69V248H70V246H71V243L70 244H66ZM66 245H64V246H66ZM75 245V244H74ZM74 245H72V246H74ZM3 246V245H2ZM27 246V245H26ZM34 246V245H33ZM72 246H71V249H72ZM78 246V245H77ZM142 246V245H141ZM201 246V245H200ZM11 247V248H12ZM144 247V246H143ZM43 248V247H42ZM42 248H40V246H35L34 247V251H33V254H40V250L42 249ZM68 248V247H67ZM75 248V247H74ZM73 248V249H74ZM150 248V247H149ZM229 248L230 249H232V251H233V253H232V255L229 257L228 256V253H226V252H228V250H229ZM23 249V248H22ZM25 249V248H24ZM79 249V248H78ZM184 249H186V248H184ZM1 251V250H0ZM132 251V252H131ZM150 251V250H149ZM148 251V252H149ZM225 251V252H224ZM20 252V251H19ZM92 252V251H91ZM121 252V253H122ZM48 253V252H47ZM95 253V252H94ZM168 253V252H167ZM227 254V256H228V258L227 257H224L223 256V254L224 255H226ZM17 254H15V255H17ZM20 254L22 255L23 253L22 252H20ZM57 254V253H56ZM66 254V253H65ZM123 254H122V256H123ZM21 255H18V256H21ZM31 255L32 254H30V257H31ZM49 255V254H48ZM58 255V257H59V254H57ZM170 255V254H169ZM14 256V255H13ZM16 257L17 259L19 258V257ZM23 256H24V254H23ZM23 256H21V257H23ZM26 256V255H25ZM50 257H51V260H53V261H55V262H57V263H59V264H65L66 262L65 261H63V258H62V260L61 259H58V257H56V255L53 257L52 255H49ZM67 256H70V255H67ZM67 256H65V257H67ZM205 256V257H204ZM28 257V256H27ZM64 257V258H65ZM185 257V256H184ZM187 257V256H186ZM185 257V258H186ZM224 257V258H223ZM2 258V257H1ZM60 258V257H59ZM79 258V257H78ZM23 259H27V258H23ZM30 259V258H29ZM31 259H33V258H31ZM50 259V258H49ZM75 259V258H74ZM142 259H145V257L144 258H142ZM4 260V259H3ZM18 260H20V259H18ZM18 260H17V262H18ZM28 260V259H27ZM66 260V259H65ZM79 260V259H78ZM146 260V259H145ZM186 260L188 261V258H186ZM34 261V260H33ZM48 261V260H47ZM53 261H48V262H52L53 263ZM191 261V260H190ZM30 262H32V260L30 261ZM88 262V261H87ZM150 262V263H151ZM30 264H32V263H30ZM34 264H36V263H34ZM127 264V263H126Z\"/></svg>","mask_w":264,"mask_h":264},{"label":"crops","instance_id":"crops-1","mask_svg":"<svg viewBox=\"0 0 264 264\" xmlns=\"http://www.w3.org/2000/svg\"><path fill=\"white\" fill-rule=\"evenodd\" d=\"M54 1H56V0H54ZM81 3V2H80ZM85 3V1L83 0V2L79 5V7H82L83 6V4ZM78 5V4H77ZM65 8V9H67L68 8V6L66 7V5L64 6V5H61V6H56V8ZM244 15H246V14H244Z\"/></svg>","mask_w":264,"mask_h":264},{"label":"snow or ice","instance_id":"snow-or-ice-1","mask_svg":"<svg viewBox=\"0 0 264 264\" xmlns=\"http://www.w3.org/2000/svg\"><path fill=\"white\" fill-rule=\"evenodd\" d=\"M13 7H15V3H13Z\"/></svg>","mask_w":264,"mask_h":264}]
</instances>
